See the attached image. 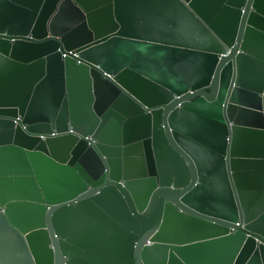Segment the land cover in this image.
Masks as SVG:
<instances>
[{"label":"water","instance_id":"water-1","mask_svg":"<svg viewBox=\"0 0 264 264\" xmlns=\"http://www.w3.org/2000/svg\"><path fill=\"white\" fill-rule=\"evenodd\" d=\"M0 264H264V0H0Z\"/></svg>","mask_w":264,"mask_h":264}]
</instances>
